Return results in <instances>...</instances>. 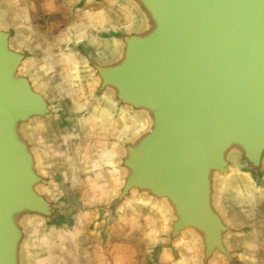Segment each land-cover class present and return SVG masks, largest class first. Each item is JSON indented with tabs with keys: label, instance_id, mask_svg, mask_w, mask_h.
I'll use <instances>...</instances> for the list:
<instances>
[{
	"label": "clouds",
	"instance_id": "9594fccd",
	"mask_svg": "<svg viewBox=\"0 0 264 264\" xmlns=\"http://www.w3.org/2000/svg\"><path fill=\"white\" fill-rule=\"evenodd\" d=\"M141 4L42 0L47 15L62 12L67 20L52 33L33 22L34 0H0V34L20 57L14 78L26 80L45 106L15 129L32 158V191L66 217L50 223L47 214L21 212L15 219L19 264H143L137 255L154 264H264V178L253 176L241 145L228 147L224 170L208 175V203L224 227L210 256L203 230L187 225L177 231L180 217L169 195L129 186V146L154 132L155 119L105 84L99 69L119 65L127 40L152 30ZM65 112L68 126L61 128ZM259 163L264 169V153Z\"/></svg>",
	"mask_w": 264,
	"mask_h": 264
},
{
	"label": "water",
	"instance_id": "95a60500",
	"mask_svg": "<svg viewBox=\"0 0 264 264\" xmlns=\"http://www.w3.org/2000/svg\"><path fill=\"white\" fill-rule=\"evenodd\" d=\"M141 2L152 30L127 40L119 65L99 69L105 84L149 108L155 119L154 132L135 149L129 146L128 183L169 195L180 217L177 231L187 225L203 230L210 256L224 231L208 203L210 170H224L225 150L239 144L253 176L264 178V0ZM6 39L0 34V264H19L22 236L15 219L21 212L47 214L50 223L66 217L32 191V158L15 129L45 106L26 80L14 78L20 57L7 49ZM79 50L89 51L83 45ZM65 115L61 128L68 126Z\"/></svg>",
	"mask_w": 264,
	"mask_h": 264
},
{
	"label": "rangeland",
	"instance_id": "374dc122",
	"mask_svg": "<svg viewBox=\"0 0 264 264\" xmlns=\"http://www.w3.org/2000/svg\"><path fill=\"white\" fill-rule=\"evenodd\" d=\"M34 3L36 4V11L33 13V22L40 26L41 30H47L55 33L60 31L65 26L67 20L64 18L62 12H54L52 15H47L40 7L42 0H34ZM113 242L117 243L119 241L114 238ZM130 243L136 246L137 250L142 253L141 245H136L135 241H131ZM142 258V255H137L136 257L138 261H142Z\"/></svg>",
	"mask_w": 264,
	"mask_h": 264
}]
</instances>
